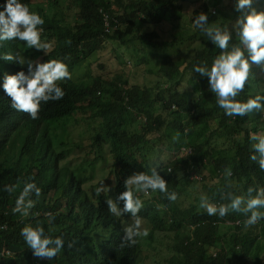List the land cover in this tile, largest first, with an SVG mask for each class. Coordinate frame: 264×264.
<instances>
[{
    "label": "trees",
    "instance_id": "1",
    "mask_svg": "<svg viewBox=\"0 0 264 264\" xmlns=\"http://www.w3.org/2000/svg\"><path fill=\"white\" fill-rule=\"evenodd\" d=\"M34 1L21 0L44 19L42 35L56 41L51 59L63 60L72 75H80L79 69L107 40L120 45L139 40L162 60L159 72L151 70L155 73L151 85L133 83L125 74L111 79L96 78L89 72H82L78 80L59 82L64 97L42 103L35 120L11 107L0 81V264H39L41 260L42 264H144L143 245L166 240H171L169 249L173 252L166 259L167 264H264V219L247 227V217L242 213L229 212L223 218L209 216L199 207V199L189 204L183 201L189 196L191 175L201 174L205 168L212 169L213 174L206 195L216 204L226 203L222 197L228 191L245 195L249 186L264 187V171L250 159L255 143L250 136L264 135V113L226 116L209 91L208 78L194 71L195 66L205 62L211 66L220 54L217 46L212 44L174 57L165 55L163 49L194 41L198 29L183 28L182 34L167 39L156 31L136 34L138 25L176 24L182 19L187 0H78L81 24L75 19L72 23L65 18L49 17L45 14V2ZM208 1L204 0L202 9L194 12V19L205 13L210 23ZM5 4L6 0H0V10ZM259 11H264V0H260ZM104 14L108 15L112 33L104 28ZM23 48H27L23 41L2 42L0 79L21 70L27 73V65L2 58L5 54L23 58ZM153 59L147 56L144 61L150 65ZM249 94L264 95V69L256 65L252 66L248 85L238 99L246 100ZM83 110L92 112L88 117L102 119L103 132L93 144L98 146L105 134L110 139L117 168L112 195L103 194L98 202L91 200L73 171L59 166L67 150L62 149V154L51 151V128L58 129L53 120L68 119ZM236 136L239 139L226 147L225 138ZM154 140L165 144L163 147L169 153H183L159 169L168 191L176 192L178 199L172 202L166 194L156 191L155 196L144 200L139 216L149 224V237H140L135 246L121 248L124 222L131 215L113 216L106 201L114 196L117 202L126 190L124 181L138 171L137 156L145 155ZM94 148L88 155L97 161ZM226 168L233 173L230 186L225 179ZM30 179L41 189V195L33 194L35 207L24 217L12 209L24 181ZM204 180L208 181L202 176L201 183ZM9 184L18 186L15 192L3 191ZM207 187L208 184L204 185V189ZM117 203L123 207V202ZM49 212L55 217L51 224L45 215ZM27 224L44 227L45 234L53 238L61 237L64 248L51 260L35 256L21 236ZM4 251L11 256H4Z\"/></svg>",
    "mask_w": 264,
    "mask_h": 264
},
{
    "label": "clouds",
    "instance_id": "2",
    "mask_svg": "<svg viewBox=\"0 0 264 264\" xmlns=\"http://www.w3.org/2000/svg\"><path fill=\"white\" fill-rule=\"evenodd\" d=\"M252 5L253 0H238L236 5L238 11L251 9L236 22L238 44H230L232 35L227 26L210 24L207 14L200 13L193 21L194 28L222 50L213 59L210 67L205 62L203 65L195 66L194 71L208 78L209 91L215 95L217 105L228 117H244L255 111L264 113V95L249 94L246 100L238 99L248 85L252 66L256 65L264 69V11L257 12ZM106 16L108 17L104 14V17ZM44 23L41 15L30 10L28 4L22 3L21 0H6L3 10H0V46L2 42L19 40L25 42L29 49L43 50L47 54L51 44L41 40ZM108 23L110 27H107L105 23L104 28L112 33L113 28L109 20ZM2 58L6 61H17L20 65L27 64V73L21 70L17 74H6L4 77L3 89L11 100V107L15 110L26 113L35 120L39 118L42 103L60 100L64 97L65 92L58 82L70 80L72 74L63 60L52 59L45 62L29 60L26 62L23 58H17L12 54H5ZM250 139L255 141L252 146L254 152L250 159L258 164L260 170L264 171V135L252 134ZM61 152L56 154H62ZM170 154L171 160L183 156L181 151ZM159 168L160 162L156 161L148 172L134 173L124 181L126 190L120 193L116 200L123 202L122 208L113 199L106 201L108 210L113 216L120 217L125 213L131 215V219L124 222L125 235L120 244L121 248L135 246L140 237H149L148 230L142 227L145 220L139 216L144 200L140 199L138 193L142 192L146 196L145 200L150 199L153 196L151 192L156 191L166 194L172 202L178 199L176 192L168 191L167 181L161 175ZM224 174L230 186V178L233 175L231 168H226ZM17 187V185H5L3 191L12 193ZM107 191L110 189L103 184L95 189L97 196ZM33 194L39 197L41 189L31 179L24 181L22 191L12 209L13 213H19L24 217L29 216L30 210L35 207L36 203L31 198ZM222 199L226 203L216 204L211 202L207 195L202 194L199 207L204 209L209 216L218 215L220 218L225 217L229 212L242 213L247 217L244 221L247 227H252L264 219V211H261L264 209V187L249 186L245 195L228 191L224 193ZM45 215L51 224L55 217L50 212ZM21 236L27 246L33 250V254L40 258L51 260L64 248L65 241L59 236L53 238L46 235L42 226L34 227L27 224L22 228ZM3 255L10 257L11 253L4 251Z\"/></svg>",
    "mask_w": 264,
    "mask_h": 264
},
{
    "label": "rangeland",
    "instance_id": "3",
    "mask_svg": "<svg viewBox=\"0 0 264 264\" xmlns=\"http://www.w3.org/2000/svg\"><path fill=\"white\" fill-rule=\"evenodd\" d=\"M42 1L45 2V14L49 17H57L59 19L65 18L68 22L72 23L75 19L79 24L82 23L78 18V0H35L34 3H40ZM207 3L211 9L210 24L226 25L232 35L230 44H238L236 22L246 12H250L251 9L238 11L236 8L238 0H209ZM203 5L204 0H187L184 3V14L182 19L176 22V24L164 22L155 26L138 25L136 34H147L156 31L161 37L167 39L170 38V36L172 37V35L182 34L183 28L196 31L197 29L193 26V14L195 11L201 10ZM252 7L255 8L257 12H261L259 11L260 0H253ZM234 8L236 12H234ZM41 40L42 42L51 44V48L47 51V54H45L43 50L37 51L35 49H29L28 47L25 49L23 48L22 56L26 62L29 60H39L41 62L52 60L50 54L56 46V41L48 37L47 34L41 35ZM212 44L213 43L201 32H197L194 41L182 45L178 44L176 47H169L167 50L163 49V53L174 57L186 56L195 50L210 47ZM221 51L222 50H220V52ZM147 56L150 59L154 58L150 65L144 61V58ZM161 60V56L153 54V51L145 47L139 40L124 45L107 40L104 45L94 53L93 57L83 64V68L79 69L80 75L73 72L72 78L75 80L80 79L82 72L83 74L89 72L93 77L97 76L96 78L104 76L105 78L111 79L125 74V78H128V80L133 83H138L140 85L150 83L149 85H151L155 74L152 73L151 70L157 72L160 68L159 63ZM126 61L133 64V67L130 66L131 64L124 65L123 62L125 63ZM102 65L104 66L103 69L101 68ZM82 69L83 71H81ZM0 81L3 83L4 79L1 78ZM158 109L159 106L157 105L155 107V112H157ZM91 113V111L83 110L78 112L74 117L53 120L57 122L54 124H57L58 129L50 127L51 138L54 144L53 147H51V151L54 153L56 150L60 153L62 149L67 150L65 156L63 155L64 158L61 159L60 166L68 167L71 171H74L77 179L83 184L82 188L87 192L91 200L98 202L101 195H112L113 188L116 186L117 168L115 165V158L112 155L110 139L106 138L104 134L98 146L95 145V143L93 144L95 138L103 132V123L100 118L93 119L92 117H88ZM155 137L158 136L152 138ZM238 139L239 136L233 138L228 137V139L225 138L226 147L231 144L233 140ZM164 145L165 144L161 145L158 141L154 140L145 155L140 154L137 156V172H148L156 161L160 162V168L167 165L169 160H171V154L167 151V148L163 147ZM92 148H94V151L99 157L97 161L94 160L96 157L93 159V157H89L88 155ZM83 165L86 166L84 168L85 171L79 168L83 167ZM202 172L201 174L191 175L189 180L192 185L188 191L189 196H187L186 199L183 198L185 204L197 202L198 199L200 200L202 194L206 195L208 192L211 186L209 185V181L213 179L212 169L205 168ZM202 176H205L208 181L204 180V182L201 183ZM101 184L110 189V191L101 193L97 196L95 189L101 186ZM207 184L208 187L204 189V185ZM151 193L155 196V192ZM138 194L142 201L146 199V196L142 192ZM114 198V196L110 197V199L113 200ZM63 207L65 208L66 205H63ZM142 227L147 229L148 232L150 231L148 223H142ZM141 239L144 240L145 237H141ZM171 243V240L159 241L154 244L152 241L145 243L143 245V255L145 257L144 264H167L166 259L173 254L172 250L169 249ZM42 261L43 260H41L39 264H42Z\"/></svg>",
    "mask_w": 264,
    "mask_h": 264
},
{
    "label": "built area",
    "instance_id": "4",
    "mask_svg": "<svg viewBox=\"0 0 264 264\" xmlns=\"http://www.w3.org/2000/svg\"><path fill=\"white\" fill-rule=\"evenodd\" d=\"M105 23H106V26H107V27H110V26H109V23H108V17H107V16L105 17Z\"/></svg>",
    "mask_w": 264,
    "mask_h": 264
}]
</instances>
